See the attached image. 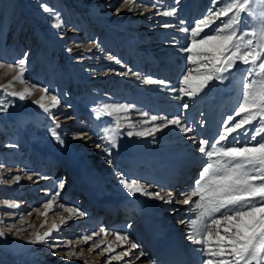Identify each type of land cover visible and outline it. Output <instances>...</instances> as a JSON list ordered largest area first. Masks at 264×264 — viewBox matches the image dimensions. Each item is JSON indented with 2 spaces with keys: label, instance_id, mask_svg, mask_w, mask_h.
Masks as SVG:
<instances>
[{
  "label": "rangeland",
  "instance_id": "obj_1",
  "mask_svg": "<svg viewBox=\"0 0 264 264\" xmlns=\"http://www.w3.org/2000/svg\"><path fill=\"white\" fill-rule=\"evenodd\" d=\"M137 2L142 7L136 9L135 12H128V5L121 7V0H0V64L5 65V67L0 68V158H3L8 148L14 147L12 141L18 139L19 142L24 136V131L14 119L17 116L32 117L31 123L35 126L50 125L51 132L54 130L59 133L60 137H64L65 143H68L67 145L71 148L78 142L75 140L78 133H81V129L78 128L89 127L92 124L95 135L102 143L101 149L106 151L109 143L102 139L103 134L107 129L115 128L117 120L119 121V128L115 135L121 133L127 135L128 131L140 130L143 126L140 122L141 119H148L141 113L147 112L149 116L154 115V101L161 100L164 95L161 96L160 92L155 91L160 88H157V85H147L140 82L138 85L143 86L136 87V84H133L132 80L135 78L143 80L149 78L148 75H144L145 72L136 68L137 64L146 67L147 59L156 54L158 57L151 65L155 69L165 68L162 59L174 56L172 59L176 61V65L184 66L181 67L183 69L179 73L181 79L189 66L186 62V54L182 53L179 50L180 47L176 46L175 43L183 40L181 45H184L188 42L189 35L180 32L179 28L182 26L194 27L196 20L202 18L212 5L210 0H137ZM260 3L261 0H256L258 12ZM41 5L51 8L53 14H59L58 19L62 24L59 31L51 26L55 22L53 15L44 12ZM144 6L150 10L145 11ZM117 7H121L119 15L115 14ZM173 7L176 8L174 17H163L156 14L157 9L163 11ZM249 17L253 24L256 23L253 17ZM181 21L184 22L183 25ZM164 23H169L171 27H163ZM216 26V24L212 25V27ZM92 42H96L99 47H93ZM68 49H72V51L69 52ZM26 53L24 76L29 82L28 85L13 81V77L17 73L15 70L9 71L7 68L8 64H15L18 60L25 58ZM181 55L184 56V59L180 64ZM112 58L119 60L120 63H116ZM245 67L247 66L239 64L228 80L224 83L213 82L210 86L211 93L217 94L218 88L221 89L227 83L222 88L223 90L221 89L224 92L223 98L226 95L228 97L223 99L224 103L222 104H233L236 101L232 110L224 106L227 113H224L223 121L228 115H234V109L238 107V101L242 99L243 74L241 70ZM122 72H129V75L117 74ZM136 72L138 75H135ZM152 79L162 80V78L156 79L155 77ZM9 82H12V87L8 88L7 92H21L25 87L31 85L36 87L31 88L32 94L21 101L11 95H5L3 86ZM40 88L48 89L47 96L55 95L60 101L59 106L51 110L56 117V122L60 124L59 128L55 127L52 117L34 103L40 99L41 95H45L40 91ZM225 89L227 92L224 91ZM200 96L203 95L200 94L194 99L185 97L180 103L181 107L183 103L190 104ZM145 101L148 104L146 107L141 104ZM44 103L50 105L51 101L45 99ZM101 104L132 105L133 107L127 112L122 111L114 113L113 116H102L97 119L95 110ZM5 107L7 110H3ZM135 110L142 112L136 113ZM83 111L89 112L90 118L87 119ZM156 115L160 116L161 114ZM69 117L71 118L69 119ZM159 122L160 124L163 123V121ZM98 144L92 145L96 147ZM32 146H36L34 147L36 151L42 150L38 145L32 144ZM30 150L31 148H28L26 153H23V149L20 150L24 157L23 160L26 158L27 162L34 160ZM11 157L12 155L9 154L8 159ZM2 161L0 159V165H2ZM10 161L11 165L7 167L8 170L0 169V180L2 179L1 176L7 172L18 169L19 162L13 163L12 158ZM100 163L95 162L94 168H99ZM32 182L38 183V178L33 179ZM39 189V187L36 188L37 191ZM70 198L71 196H68L66 201L69 202ZM7 203L17 204L21 201L13 200L12 196L5 198L0 194V207H2L0 220L3 221L0 224V229L5 232L4 237H0V253L7 254L17 251L21 264H67L81 260V253L79 258L67 259L63 253L69 251L68 248H56V252L61 254L56 255L53 249L45 244L30 243L29 241L37 233L43 235L48 224H43V227L36 225V217L31 219V216L27 221L26 217L33 211L32 209L20 211V208H8ZM44 203L36 208L43 209ZM61 204L67 207L76 206L75 208H77V205H69L63 202ZM97 219L98 221L93 224L95 228L92 231L98 233L100 228L105 227L107 223L103 224V215H99ZM83 228L85 227L76 225L74 230H67L66 232H72V235L67 234L63 238L55 237L52 239V243H55L56 240L61 243L76 241L82 236L77 234L82 233ZM89 244L77 248L72 245V248L77 251L83 248L84 252L87 253L83 259L90 264L93 262L105 264L110 255H117L126 250L116 251L114 248L115 252L113 253L97 254L100 249H96L89 253L87 251ZM108 244L103 241L102 247H106ZM6 254L4 255L5 258L7 257ZM93 256L97 259L92 262ZM124 263L125 257L110 261V264Z\"/></svg>",
  "mask_w": 264,
  "mask_h": 264
},
{
  "label": "snow or ice",
  "instance_id": "obj_2",
  "mask_svg": "<svg viewBox=\"0 0 264 264\" xmlns=\"http://www.w3.org/2000/svg\"><path fill=\"white\" fill-rule=\"evenodd\" d=\"M211 7L207 10L202 18L197 19L195 26L180 27L179 31L189 35V40L181 45L179 50L186 54V62L189 66L179 80V96L177 99H194L202 94L213 82L224 83L237 69L239 64L247 67L242 69V99L238 101V107L234 109V115H228L222 122L221 130L217 133L214 141L208 139L197 140L195 136L188 135L194 130L191 126L182 123V116L168 118L166 116L150 115L147 112L141 113L148 119L142 123H153L164 121L161 124H155L154 128H147L142 131H128L129 137L151 136L163 128L175 126L194 144H197L199 153L207 158V163L199 173V178L195 180L194 187L188 192L180 193L183 199H176L172 191L160 189L158 191H149L145 184L136 180L128 181L121 178L120 183L127 192L136 196H146L150 199L162 201L170 204L174 200L183 205H193L198 209L195 219L187 222L189 232L187 239L198 246L197 250L204 257L201 264H264V0H261L259 12L256 7V0H210ZM128 5V12H135L142 7L137 0H121V7ZM43 11L53 15L54 23L52 27L58 31L62 24L58 19V13L53 14V10L46 5H41ZM121 7L115 9V14L119 15ZM145 11H149L144 6ZM157 15L163 17H174L176 8H169L161 11L156 10ZM255 19L256 23L249 24L248 17ZM219 21V24H217ZM183 21L181 24L183 25ZM216 24V27L212 25ZM163 27H171L169 23H164ZM93 47H99L96 42H92ZM69 52L72 49H68ZM26 57L18 60L15 64H8L9 71L15 70L17 75L13 81L28 85L25 78ZM115 60V58H112ZM120 63L119 60H115ZM5 67L0 64V68ZM130 72V70H129ZM129 72L117 73L118 75L127 76ZM147 85L161 84L164 81H157L151 78L144 79ZM5 95H11L23 101L31 95V88L35 85L25 87L21 92H7L12 87V82L3 86ZM45 95H41L38 101L34 103L42 109L43 112L52 117L55 127L59 128L60 124L56 122V117L52 109L59 106L60 101L57 96H47L48 89L40 88ZM45 99L51 101L50 105L44 103ZM132 105H111L101 104L96 110V118L102 116H113L114 113L127 112ZM183 109L189 108L188 103H183ZM3 110H7L5 107ZM71 117H69L70 119ZM239 118V119H237ZM255 122V123H254ZM248 126H252L249 128ZM203 127V123L201 124ZM119 128V121L115 128H109L104 132L102 137L107 143L115 147L113 136ZM52 135L59 143L63 140L53 130ZM84 136L87 133L83 134ZM77 138H83L77 137ZM98 148L102 145L98 144ZM111 155L110 150H107ZM111 163V160H109ZM0 165V168H3ZM32 180V176L27 177ZM15 182L21 180L20 176L11 178ZM0 180V183H3ZM65 187L61 181L58 189L47 200L42 207L45 212L42 215L47 216L54 206L63 209L69 214L68 219L73 215L83 216L84 213L74 207H67L59 203L61 190ZM196 197L197 199L193 200ZM8 208L16 209L15 203H7ZM38 211V210H37ZM62 220L61 223H66ZM3 221L0 220V224ZM180 223H185L181 221ZM43 227V225H42ZM60 228L53 224L51 230L46 231L43 235L37 233L30 240L33 244H45L53 249L65 247L69 251L63 255L71 260L79 258L80 253L84 251L80 248L78 251L72 248L75 244H89L87 251L94 252L100 249L97 254L113 253L115 249L109 243L102 247L103 241L96 242L94 237L103 233L105 236L112 235L115 240L120 242V246L130 245L129 248L117 255H110L105 264H110L112 259H122L133 254L132 250L139 246L132 242L127 234L119 232H109L101 227L99 232L82 235L76 241H67L61 243L56 240L52 243L53 233L59 232ZM4 230L0 229V237H4ZM145 253L140 252L135 259L130 260L128 264H135L136 260L143 257ZM149 264H152L149 261Z\"/></svg>",
  "mask_w": 264,
  "mask_h": 264
},
{
  "label": "bare ground",
  "instance_id": "obj_3",
  "mask_svg": "<svg viewBox=\"0 0 264 264\" xmlns=\"http://www.w3.org/2000/svg\"><path fill=\"white\" fill-rule=\"evenodd\" d=\"M248 21L249 24H253L250 17H248ZM143 39L147 40L144 37ZM174 42L176 41L174 40ZM182 43L183 40L182 42H176L175 45L177 44L176 46L180 47ZM156 57H158L156 54L149 57L146 67L139 64L136 67L138 70L140 69L139 71L145 72L144 75H148L149 78H162L161 81L165 82V85L155 84L157 88L160 87L155 91L164 96L161 100L154 101V115L160 113V116L168 118L182 116V123L191 126L194 130L188 135L195 136L197 140L208 139L214 141L217 133L221 130L224 113H227L224 106L232 110L234 104L236 105V101L233 104H222L224 103L223 99L227 97L226 95L223 98L222 88L227 83L221 85L222 90L218 88L219 91L223 92L222 95V92L220 91L219 94L218 90L217 94H212L209 87L204 94H201L203 95L200 96L202 98L198 100L200 98L198 97L196 101H192L185 111L180 104L182 99L176 98L178 91H173V89H179L180 87L179 73L183 69L181 67L184 66L176 65V61L172 59L173 56L171 58H161L165 68L155 69L151 64L154 63ZM180 57L182 58L179 62L181 64L184 56L181 55ZM135 75H138L137 72ZM132 81L133 84H136V87L143 86L138 85L144 81L143 79L135 78ZM224 91L227 92L226 89ZM141 104L145 107L148 105L146 101L141 102ZM135 111L136 113L140 112ZM88 113L84 112L87 119L90 118ZM14 119L24 131V136L19 142L18 139L11 142L14 147L8 148L3 158H0L3 160L1 164L4 166L0 169L8 170L7 167L11 165V158L14 160L13 163L19 162V164L18 169H12V171L6 173L7 175L1 176V180L4 182L3 184L0 183L2 184L0 185V194L5 198L12 196L13 200H20L21 203H17L20 211L32 209L33 211L26 217L27 221L31 216V219L36 217V225L48 224L43 233L51 230L53 224H55L60 228V231L54 232L53 238H63L67 234L72 235V232H66L67 230H74L76 225L85 227L83 232L77 235L91 234L93 233L92 229L95 228L93 224L98 221L99 215H103V218L105 215H111V219L112 217L115 218L103 228L109 232L127 234L130 240L139 246L137 249L132 250L133 254L131 256L125 257L124 264H128L130 260L135 259V256L139 255L140 252L145 253V255L136 260L135 264H149V261L152 264H201L204 257L197 250L198 246L193 245L187 239L189 232L187 222L195 219L199 210L194 209L191 204L183 205L175 200L170 204H165L162 201L139 194L132 196L120 183L121 178L128 181L136 180L150 186L149 191L155 192L164 189L165 191H172L176 199H183L180 193L188 192L194 187L195 180L199 178L200 171L207 163V158L199 153L197 144L189 140L178 128L169 126L151 136L129 137L123 133L116 134L113 136L116 146L112 147L109 144L107 149L111 152V155H109L105 149L102 150L101 147L98 148L92 145L98 143L102 145L94 133L92 124L89 127L83 125L84 127L78 128L81 129V133H78L77 137L82 136L83 138L76 137L75 140H78V142L71 148L67 145L68 143H65L64 137H60L63 144L54 139L50 125L35 126L31 123L32 117L30 116H17ZM144 120H140L143 126L139 131L155 127V124L151 122L142 123ZM155 123L160 124L159 121ZM202 123L203 127H201ZM95 131L97 130L95 129ZM84 133H87V135L84 136ZM57 134L60 136L59 133ZM32 144L40 146L39 148L42 150L36 151L34 149L36 146L33 147ZM28 148H31L30 154L34 156V160L31 162H27L26 158V161L23 160L24 157L20 152L23 149V153H26L29 151H27ZM9 154L12 157L8 159ZM109 160H111V163H109ZM95 162H101L99 168H94ZM17 175L21 177L19 182L11 179ZM29 175L33 177L32 180L38 178V183H33L32 180L30 182L27 178ZM61 181L64 182L65 187L60 192L59 203L77 205V209L84 213L83 216L73 215L71 219H68L69 214L58 206H54L53 210L47 216H44L42 213L45 212V209L36 208L50 199L58 189ZM38 187L40 189L37 191L36 188ZM68 196H71L69 202L66 201ZM195 199L197 198L194 197L193 200ZM57 211L60 213L58 214ZM62 220L67 222L62 224ZM181 221L185 223H180ZM63 231L64 233H62ZM94 241L111 243L116 251L130 247V245L121 247L120 242L116 241L114 236H105L103 233L94 237ZM73 245L77 248L88 244L77 245L74 243ZM5 254L0 253V264H21L17 251L7 253L6 258L4 257ZM85 255L87 256V253L83 251L80 261L67 264H90L83 259ZM95 259L97 257L93 256L91 261L93 262ZM96 263L93 262V264Z\"/></svg>",
  "mask_w": 264,
  "mask_h": 264
}]
</instances>
